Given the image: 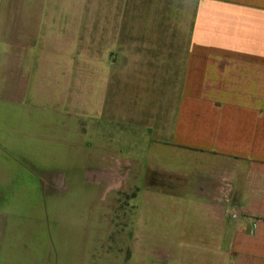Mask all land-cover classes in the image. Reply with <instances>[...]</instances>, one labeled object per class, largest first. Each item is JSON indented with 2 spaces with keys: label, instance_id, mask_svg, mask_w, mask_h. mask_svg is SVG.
Masks as SVG:
<instances>
[{
  "label": "crops",
  "instance_id": "crops-1",
  "mask_svg": "<svg viewBox=\"0 0 264 264\" xmlns=\"http://www.w3.org/2000/svg\"><path fill=\"white\" fill-rule=\"evenodd\" d=\"M86 1L0 0V264H264V0H124L188 36L172 107L157 90L125 120L70 107ZM131 53L141 87L182 52Z\"/></svg>",
  "mask_w": 264,
  "mask_h": 264
},
{
  "label": "rangeland",
  "instance_id": "rangeland-1",
  "mask_svg": "<svg viewBox=\"0 0 264 264\" xmlns=\"http://www.w3.org/2000/svg\"><path fill=\"white\" fill-rule=\"evenodd\" d=\"M116 3L114 0H101L102 5L98 7L94 6L92 0L86 1L84 30L80 31L82 38H76V23L70 21L69 47L76 49V41L81 42L84 47V53L69 55L70 107L71 105L76 107V101L79 100L85 102L86 111L94 113L100 100L107 101L109 96L111 100L116 98L120 119L125 120L122 117L124 113L135 111L137 112L135 115H138L140 107L145 108L148 104V97L155 95L159 90L164 95H171L170 100L166 102V107L171 108L181 88L185 61L184 47L188 44V36L182 34V29L174 17H149L152 21L147 23L148 17H140L135 12L132 17H126L124 0H116ZM137 9L140 11V6L134 5V11ZM147 29L148 38L141 34ZM146 45L180 47L182 53L168 55L171 62L169 69L161 71L155 64L147 65V78H145L147 84L141 87L131 85L133 80L128 78L129 83L125 86L127 79L125 77L134 76L131 72L137 71L130 70V65L128 67L126 65L141 56L131 52L139 51L140 47ZM154 55L149 53L143 56ZM113 63L116 66L113 67ZM115 72L118 77L117 92L114 93V89L108 95L107 92L103 100L102 88L107 85L109 74L113 75ZM161 76L165 77L163 81ZM157 80L159 83L162 82V86H157ZM116 176L110 174L108 178L113 180L112 183H115L116 179H125L124 175H118V178Z\"/></svg>",
  "mask_w": 264,
  "mask_h": 264
}]
</instances>
